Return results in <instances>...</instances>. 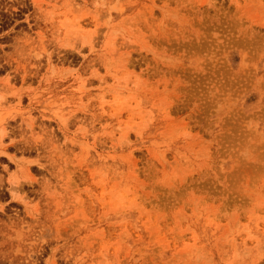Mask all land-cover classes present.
I'll return each instance as SVG.
<instances>
[{
	"label": "rangeland",
	"instance_id": "374dc122",
	"mask_svg": "<svg viewBox=\"0 0 264 264\" xmlns=\"http://www.w3.org/2000/svg\"><path fill=\"white\" fill-rule=\"evenodd\" d=\"M0 0V264H264V0Z\"/></svg>",
	"mask_w": 264,
	"mask_h": 264
},
{
	"label": "bare ground",
	"instance_id": "6f19581e",
	"mask_svg": "<svg viewBox=\"0 0 264 264\" xmlns=\"http://www.w3.org/2000/svg\"><path fill=\"white\" fill-rule=\"evenodd\" d=\"M33 1H34L35 4L37 3L36 0H33Z\"/></svg>",
	"mask_w": 264,
	"mask_h": 264
}]
</instances>
